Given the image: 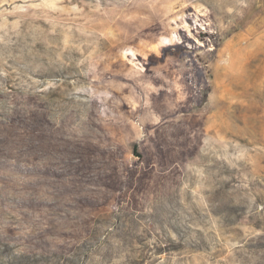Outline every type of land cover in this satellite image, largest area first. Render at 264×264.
<instances>
[{
  "label": "rangeland",
  "instance_id": "1",
  "mask_svg": "<svg viewBox=\"0 0 264 264\" xmlns=\"http://www.w3.org/2000/svg\"><path fill=\"white\" fill-rule=\"evenodd\" d=\"M6 137L0 264H264V0H0Z\"/></svg>",
  "mask_w": 264,
  "mask_h": 264
},
{
  "label": "trees",
  "instance_id": "2",
  "mask_svg": "<svg viewBox=\"0 0 264 264\" xmlns=\"http://www.w3.org/2000/svg\"><path fill=\"white\" fill-rule=\"evenodd\" d=\"M12 133H13V132H11L10 130L6 129V130H5V135H4V136L7 135V137H8V136H9L10 134H12ZM7 137L4 138L3 140H0V149H2V147H4V146H7L8 143H13V144H15V143L19 142V139H15V140H13V139H7ZM18 146H19V143H18ZM6 157H7V156H6Z\"/></svg>",
  "mask_w": 264,
  "mask_h": 264
}]
</instances>
